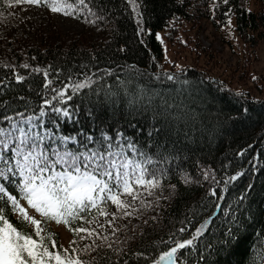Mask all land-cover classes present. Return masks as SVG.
<instances>
[{"label": "snow or ice", "instance_id": "snow-or-ice-1", "mask_svg": "<svg viewBox=\"0 0 264 264\" xmlns=\"http://www.w3.org/2000/svg\"><path fill=\"white\" fill-rule=\"evenodd\" d=\"M121 2L123 12L135 22V35L151 34V29L144 27L142 0ZM221 5L226 6L224 20L216 23L234 38L230 0H211L208 7L215 19ZM21 7L25 11L28 7L43 8L98 31L118 18L114 15L118 10L104 0H0L4 9L0 16L5 12L14 15L12 10ZM244 10L251 12V8ZM177 19L173 17L169 26ZM155 38L164 43L159 32ZM174 66L180 75L164 71L150 76L190 88L192 82L181 79L183 67ZM0 67L8 70L0 77V264H130L131 260L135 264H186L181 250L197 253L199 261L207 264L198 241L214 224L215 210H222L226 219L221 229H215L219 232L215 243L207 244L205 250L208 255L228 251L243 222L231 203L222 207L220 201L225 200L224 193L244 169L229 172L231 162L217 169L199 161L195 175L183 168L179 153L168 151L166 143L176 123L187 122V113L173 111L179 108L174 99L139 83L146 73L137 65L99 67L98 58L92 55L88 62L78 65L79 70L28 62L2 63ZM19 69L27 71L21 73ZM34 76L42 77L37 88L30 82ZM252 80L257 77L253 75ZM13 82L16 86L27 84V92L34 96L20 94ZM10 91L14 94L8 96ZM234 95L245 94L237 91ZM120 105L133 120L136 114L151 112L146 140L140 138L143 127L132 120L125 127L102 115L109 106L115 115ZM242 110L249 112L247 107ZM128 129L135 131L129 134ZM248 148L252 145L239 149L236 156L244 157ZM260 156L256 153L248 161L250 171L258 169ZM173 172L185 185L205 187L203 199L214 197L211 207L215 210L194 226L187 238L183 234L191 220L186 216L178 229L173 225L175 230L166 238L154 240L145 248L139 245L147 235L145 229L160 223L158 210L162 211L163 204L176 194V185L166 183ZM252 187L247 185V189ZM245 199L246 191L236 203ZM149 212L156 214L149 216ZM51 222L72 234L68 246L58 243L49 228ZM134 242L142 250H134ZM252 251L246 264H264V229L256 233Z\"/></svg>", "mask_w": 264, "mask_h": 264}, {"label": "trees", "instance_id": "trees-1", "mask_svg": "<svg viewBox=\"0 0 264 264\" xmlns=\"http://www.w3.org/2000/svg\"><path fill=\"white\" fill-rule=\"evenodd\" d=\"M104 2L118 10L114 13L118 18L114 24L106 25L99 31L79 21L84 31L78 34L61 33L53 25L48 28L39 25L33 33L3 32L0 36V64L19 65L28 62L42 67L51 64L54 67L79 70V64L88 62L95 55L99 67L137 65L141 72L146 73L139 78V83L170 100L174 99L179 108L173 111L187 113V122H177L166 143L168 151L179 153V162L183 168L195 175L196 162L199 161L217 169L222 163L231 162L229 172L244 169V174L232 182L229 191L224 193L225 200L220 201L222 207L231 203L232 209L243 222V227L227 252H212L208 255L205 250L207 244L215 243L219 236L215 229H221L226 219L222 210L211 207V201L215 198L204 200L205 187L185 185L175 172L166 183L176 185V194L163 204L162 211L158 210L160 223L145 229L147 235L139 241V245L146 248L152 241L166 238L170 230L174 231L181 226L179 222L186 216L191 220L188 232L183 234L187 238L194 226H198L204 217L215 210L217 215L213 218L214 224L198 241L207 264H246L253 255L256 233L264 229V143H260L264 138V81L253 72L250 59L258 45L264 43V0H230L234 12V38L228 36V30L222 24L216 23V20H224L222 13L226 6L221 5L213 19L208 7L211 0H183V3L181 0H142L144 27L151 29V34L145 33L139 37L135 35L134 20L123 12L121 0ZM245 8H251V12L245 11ZM0 11L4 9L0 8ZM173 17L178 19L169 26L168 22ZM204 22L220 31L223 38L221 42L233 50L229 55L231 59L203 45L201 27ZM156 32L161 34L163 44L156 40ZM141 39L143 44L140 43ZM120 48H124V51L121 52ZM173 52L178 57L174 56L175 59L169 63L168 55L173 56ZM183 55L181 66L185 71L181 79L192 82L190 88L166 79L157 81L151 78L150 74L164 71L180 75L174 65L181 64L179 61ZM6 71L0 67V77ZM19 71L25 73L27 70ZM253 75L257 80H252ZM41 81V76H34L30 82L33 88H37ZM111 82L115 84V77L111 78ZM250 84L251 88L248 87ZM13 86L20 94L34 96V93L27 92V84L16 86L13 82ZM237 91L245 95L237 97L234 95ZM13 94L8 92V96ZM244 107L249 109L247 114L242 110ZM102 115L109 122L115 120L125 127L127 121L132 120L145 130L141 140L147 139L151 112L136 114L133 120L124 106L120 105L115 115L111 106ZM134 131L128 129L129 134ZM161 142H164L163 137ZM249 144L252 148L247 149L245 156L237 157L235 153L241 148H247ZM256 153L261 154L259 167L256 171H250L248 161ZM249 183L253 185L251 189H247ZM245 191L247 199L238 205L236 200ZM153 214L156 213H148L149 216ZM49 228L55 233L58 243L62 244L60 234L50 225ZM139 245L134 242L132 247L134 250H142ZM181 253L186 264H197L199 261L197 253L185 250H181ZM130 264H135V260H131ZM199 264H205V261H199Z\"/></svg>", "mask_w": 264, "mask_h": 264}, {"label": "rangeland", "instance_id": "rangeland-1", "mask_svg": "<svg viewBox=\"0 0 264 264\" xmlns=\"http://www.w3.org/2000/svg\"><path fill=\"white\" fill-rule=\"evenodd\" d=\"M14 15L9 16L5 12L4 16H0V36L3 32L7 31L9 33H33L35 28L39 25H43L45 28L54 26L58 31L64 34H78L84 31V26L77 20L71 18H65L61 15H52L47 10L37 7H28L27 10H23V7L13 9ZM94 34V33H92ZM222 35L219 30L209 25V23L204 22L201 27V42L206 48H213L214 51L221 52L225 58L230 57L232 48L226 47L221 42ZM254 56H252V70L262 81H264V43L258 45ZM173 56L168 55L169 61H173L177 54L173 52ZM175 56V57H174ZM183 57L180 58L179 63L183 65ZM231 59V57H230ZM232 61V60H230ZM235 60L233 61V63ZM223 67H221L222 69ZM252 87V84L248 85ZM262 97L261 95H259ZM103 219V218H101ZM134 222V221H133ZM51 228L60 234L61 243L65 246L69 245L71 239H73L72 234L67 231V229L62 225H56L54 222L49 224Z\"/></svg>", "mask_w": 264, "mask_h": 264}]
</instances>
